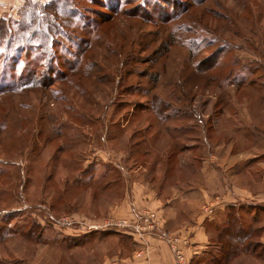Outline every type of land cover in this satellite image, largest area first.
Listing matches in <instances>:
<instances>
[{"label":"rangeland","instance_id":"obj_1","mask_svg":"<svg viewBox=\"0 0 264 264\" xmlns=\"http://www.w3.org/2000/svg\"><path fill=\"white\" fill-rule=\"evenodd\" d=\"M65 1L72 9L57 11L58 5ZM40 6L37 19L41 26L30 32H36L37 37L29 40L0 38V54H10L14 59L0 66V93L14 88L11 94L0 96V171L6 172L0 181L7 180L6 185L0 183V188L12 194V197H5V193L0 195V237L3 236L4 241L13 236L8 235L9 232L37 229L40 239L37 243L55 244L64 251L73 243H82L96 235L84 234L91 227L75 234L57 233L53 227L70 225L71 229L80 230L85 226H105L107 222L109 227L104 229L111 231L142 229L138 222L133 224L131 220L127 227L119 228L118 221L109 218L111 213L103 219L95 218L111 211L113 203L119 200L117 193L121 198L123 194L114 192L120 175L113 164L99 160L89 149L109 146V138L115 141L122 136L123 142L125 130L121 132V125L126 127L131 115L152 118L138 129L156 127L158 143L162 142L167 125L176 126L177 132H173L176 136H172L179 137L175 140L178 150H191L193 146L202 148L199 138L205 133L209 136L208 113L218 118L231 100L232 109L228 114H237L234 120L241 119L235 109L257 118L264 117V0H48ZM224 49L231 52L229 59L240 67L231 75V88L225 90L210 86L209 81L216 78L217 72L206 75L199 70L206 68L211 57L218 52L219 57ZM20 63L45 67L42 68L44 78L36 87L18 82L22 73L21 68H17ZM12 71H16L17 77L11 76ZM84 73L93 78L84 80ZM155 75H161L158 84L152 81ZM96 78L104 84L97 83ZM167 83L172 86L164 87ZM174 84L186 90L185 98L193 105L195 100L191 113L188 111L189 118L196 114V121L191 124L200 128L186 126L190 124L183 122L164 124L156 114L148 111L140 114L143 116L137 114V109L153 102L158 104H154L156 112L161 113L162 104L152 100L157 94L185 108L175 102L183 99L184 93ZM239 85H253L254 89L246 88L234 97L232 93L229 95L228 89L234 92ZM25 89L29 90L22 93ZM209 102L215 109L213 106L207 108ZM34 120L38 128L35 135ZM234 120H228L226 125L233 123L240 129L244 126ZM131 123L132 130H136V125ZM50 126L62 131L60 140H50L54 133L49 131ZM185 127L191 129V133L186 135ZM22 128L31 133L27 134ZM141 131L129 147L127 164L130 167L151 164V160L142 157L150 149L148 141L144 142L148 146L137 144L145 134ZM238 135L248 134L239 130ZM207 156L209 163L214 165V152L209 150ZM105 166L112 170L103 178ZM68 167L75 169L74 173L70 171V178L63 173H67ZM88 173L96 176V183L100 180L103 186L113 185L110 198H106L105 192L97 186L87 191L72 186L70 181ZM153 176L149 174L150 179ZM207 206L203 207L204 212ZM234 207L244 218L242 223L250 229H257L256 220L264 221V209L248 204ZM145 215L141 214V218L145 219ZM150 218L156 220L157 217L150 214ZM21 241L25 239L22 237ZM259 245L255 244V249L262 253L264 247L258 248ZM4 246L0 245L2 257L5 256ZM36 246L31 245V248ZM219 252V244L213 243L197 262H209ZM141 255L142 252L138 256Z\"/></svg>","mask_w":264,"mask_h":264},{"label":"crops","instance_id":"obj_2","mask_svg":"<svg viewBox=\"0 0 264 264\" xmlns=\"http://www.w3.org/2000/svg\"><path fill=\"white\" fill-rule=\"evenodd\" d=\"M29 1L40 4L48 0H0V20L20 17L22 9ZM246 88H253V85L236 88L234 92L228 89V92L234 97ZM232 101L218 118H213L212 113H208L209 136L205 133L199 138L203 142L202 148L193 146L191 150L185 148L178 150L175 140L179 137L172 136L178 128L173 125H167L162 142L154 145V140L157 138L156 127L142 126L138 129V118L131 115L127 126L121 125V132L125 130L123 142L122 136L120 141H118L120 138L115 141L109 138V146L89 149L99 160L113 164V169L120 175L114 187L117 191L114 192L123 194L121 198L117 193L119 200L113 203L114 208L110 209L111 211L105 216L95 218L103 219L111 213L109 218H114L115 221L128 219L127 225L130 220L133 224L138 222V227L142 229L111 231L104 229L106 226L109 227L106 221L105 226H85L80 230L71 229L70 225L53 227V231L62 234L67 232L75 234L82 232L86 227H91V230L84 231V234L96 235L82 243H73V246L66 249L67 251L65 249L62 251V248L55 244L40 245L26 234L12 232L13 236H8L5 241L3 236L0 237V245H6L5 256L2 257L0 254L2 259L0 262L2 264L6 262H9L8 264L25 262L27 264H179L172 251V246L178 240V246L185 257V264H213L212 259L209 262L200 259V262L204 261L203 263L197 260L209 245L218 242L216 233L225 224L220 220V215L227 213L231 207L243 204L264 209V117L257 118L256 115L235 109L241 119L234 120L237 114H228L232 109L230 107ZM211 106L215 109L214 104L209 102L207 108ZM228 120L241 122V126H244L241 129L233 123L228 126L226 125ZM131 122L136 125V130H132ZM176 122L191 124L189 120L184 119H177ZM169 128L173 129V132H169ZM130 129L132 132L126 133ZM141 130H144L145 134H142L141 141L137 144L139 147L148 146L144 145V142L148 141L150 154L146 155L145 159L151 160V164L150 166L134 164L130 167L127 164L129 147L136 139L135 135L141 133ZM239 130L245 131L248 135L240 137ZM167 134L171 141H168ZM209 150L210 152L212 150L216 156L214 165L209 163L207 156ZM156 156L160 159L158 166L154 165ZM63 173L66 177L69 171ZM158 173L160 178L156 179ZM149 174L154 175L152 179L149 178ZM127 175L130 176L126 177ZM90 180L91 176L81 174L70 182L75 185ZM112 187L113 185H110L104 191L106 198L111 197ZM216 197H220L221 204L217 207L214 216L209 217L203 211V207L213 202ZM141 214H146L145 219L141 218ZM150 214H155L156 220L151 219ZM255 224L257 225L255 238L264 247V221L256 220ZM244 229H250V226L244 225ZM22 237L25 241H21ZM35 244L36 248L39 247L32 249L31 245ZM41 246H43L42 250ZM261 250L262 253L256 250V254L238 256L230 264H264V248ZM141 252L142 255L139 257ZM10 256L15 259H10Z\"/></svg>","mask_w":264,"mask_h":264},{"label":"trees","instance_id":"obj_3","mask_svg":"<svg viewBox=\"0 0 264 264\" xmlns=\"http://www.w3.org/2000/svg\"><path fill=\"white\" fill-rule=\"evenodd\" d=\"M40 4H33L32 2H28L27 5L22 9L21 13H20V21H14V20H0V38L5 40L6 38H16V39H31L34 37H37V33L33 32L30 34L31 30L33 28H38L41 26V22L37 19V12L39 9ZM71 8V6L69 5V3L67 1H65V3H62L61 5H58L57 7V11H69ZM219 53V52H218ZM216 53L215 55H213L211 57V59L209 61H211V63L209 65H207L206 68L204 69H200L199 70L201 72H203L206 75H209L213 72H217L216 74V78L215 79H211L210 82V86H216L218 88H221L223 90H225L226 88H228L229 86H232V81H229L231 78V75L234 72H237L240 70L239 64L238 63H234L232 60L229 59V56L231 55V52L229 54V50H223L222 54L218 57ZM10 54H5V53H1L0 54V66L1 64H4V62H8L9 60L14 61L13 58L10 57ZM48 60L51 59V57L49 56L47 58ZM233 59V58H231ZM6 64V63H5ZM1 68V67H0ZM14 68V67H13ZM17 68H21V76L19 77L20 79L18 80L19 83H21L23 86H30V87H36L37 84H39V82H41V78H44V73H42V68L45 69V67L40 66L37 63H30V64H18ZM13 70V69H12ZM12 77H17V75L15 74L16 71H12ZM49 72V68H47V71ZM101 73L105 74V72ZM147 77V76H146ZM156 78H154V76H152V81L155 84H158V79H161V75H155ZM89 78H93L92 76H89L87 73H84V80H89ZM151 78V77H150ZM38 82V83H37ZM96 82L97 83H101V79L100 78H96ZM86 85H88L87 83H85ZM104 84V83H101ZM176 88H179L180 91L182 93H184V98L179 100V101H175V102H179L181 105H185V108H179L178 106L180 105H176L174 102H170V101H166V99H163L162 97H158L160 96V94L154 95L152 97V100L154 101H159L160 104H162V112L161 113H157L156 112V107L154 106V104H157L156 102H153L152 104H149L146 108L142 106L141 110L137 109V114H139V116H143L140 115L143 112H150L151 115H155L159 117V120L161 123L164 124H168V123H173L176 122L177 119H189L190 122H195L196 121V114L193 118H189L190 117V113L191 110L193 109V102L189 101V98H185V95L187 94L186 90L178 85V84H174ZM166 86H172V84H165L164 87ZM236 88H241L242 85L239 86H235ZM155 90L158 89V87H153ZM101 89V88H100ZM100 89H98L97 91H99ZM208 89V88H207ZM7 89H5L3 92L0 93V96L4 95V94H11L14 90V88H8V91L6 92ZM29 89H25L22 91V93H25L26 91H28ZM186 93V94H185ZM150 94V93H149ZM188 95V94H187ZM24 98H26L25 95H23ZM194 104H195V100ZM173 103V104H172ZM158 105V104H157ZM174 105V108H173ZM192 106V107H191ZM138 108V107H137ZM1 109V108H0ZM13 109V108H12ZM10 109V110H12ZM190 111V113L188 112ZM176 115L175 118H173V115ZM180 114V117H177V115ZM171 119H174L173 121H171ZM148 121H151V118H138L137 123L139 126L141 125H146L148 123ZM145 122V123H143ZM29 124H32L31 122ZM26 125H24L25 127ZM186 126H193V124L190 125H186ZM196 128H200V126H197ZM23 131L26 130V133L29 134L31 133V130H27L26 128H22ZM186 129V135L191 133V129L185 127ZM38 128L36 126L35 120H34V124H33V131H34V135L37 132ZM49 131L54 132L52 137H49L50 140H54V139H59L61 137L62 131H56L55 128L51 129L49 128ZM169 132H173V129L171 130L170 128L168 129ZM48 133V132H47ZM173 135L176 136V134L172 133ZM158 143L157 139L154 140V145ZM44 147V146H43ZM150 154V149L146 150L144 152V154L142 155L143 158H145L146 155ZM154 165L158 166L160 165V159L159 156H156V158L154 159ZM75 169H73V167L70 169L68 167L69 173H67V176L69 177L70 171L73 173ZM112 170L111 167L109 166H105V174L101 177H105L107 175V173ZM6 172L0 171V177L6 176L5 174ZM92 173H88L87 175L91 176V180L89 182H84V183H76L75 185H72L76 190H83V191H87V190H92L94 186H97V188H99L101 191H106V189L108 188L110 183H106L105 186L100 184V180L99 182L96 183V176H92ZM156 179H159V173L155 176ZM11 179L10 176L8 178V180ZM101 179V178H100ZM1 184L6 185L7 184V180L1 182ZM96 184V185H95ZM5 193V194H3ZM5 195V197L10 196L12 197V194L10 191L4 189L2 192V189L0 188V195ZM6 203H9L8 200H6ZM9 211V210H8ZM220 220L224 221V226L216 233L217 235V243L220 246V252L219 255H217L216 257L212 258V263L213 264H230V262L232 260H234L236 257L241 256L243 254H248V255H252V254H256L257 251L255 249V244H260L258 241V243L255 241V235L257 234V229H244V224L242 223L244 220V218L241 216L240 211H235V207H231L227 210V213L220 215ZM35 227L39 226L37 225V223H34ZM8 229H10L8 227ZM219 229V228H217ZM36 230L37 229H28L27 231H12L14 233H19V234H26L28 236H30V238L34 241V242H40V239L38 240V235L36 234ZM12 232L7 233L8 235H11ZM54 245V244H53ZM262 245H259L258 248H260Z\"/></svg>","mask_w":264,"mask_h":264},{"label":"built area","instance_id":"obj_4","mask_svg":"<svg viewBox=\"0 0 264 264\" xmlns=\"http://www.w3.org/2000/svg\"><path fill=\"white\" fill-rule=\"evenodd\" d=\"M221 204L220 197H216L213 202H211L206 209V213L209 215V217L214 216L215 211L217 210V207H219ZM118 227H127L126 221H118ZM121 230V229H119ZM179 241L176 240L174 245L172 246V251L175 253V258L178 261L179 264H185V257L183 254V251L178 246Z\"/></svg>","mask_w":264,"mask_h":264}]
</instances>
